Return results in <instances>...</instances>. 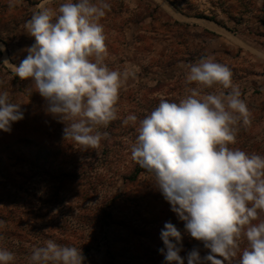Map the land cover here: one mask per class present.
Segmentation results:
<instances>
[{
	"label": "clouds",
	"instance_id": "obj_1",
	"mask_svg": "<svg viewBox=\"0 0 264 264\" xmlns=\"http://www.w3.org/2000/svg\"><path fill=\"white\" fill-rule=\"evenodd\" d=\"M17 2L9 0V6ZM108 11L107 0L41 5L24 25L34 38L23 50L27 55L18 65L3 62L15 77L31 82L46 114L64 125L63 139L85 151L110 140L102 129L120 118V92L135 77L130 68L113 69L106 62L101 20ZM183 77L187 94L179 102L161 96L142 119L135 113L122 119L136 133L128 141L132 161L152 178L185 232L208 250L202 257L193 248L182 257L183 235L167 221L159 252L166 264H185V259L187 264H264V154L231 147L252 122L240 86L230 67L211 55L183 65ZM23 119L21 105L0 91V131L11 132ZM26 259L27 264H85L86 257L81 248L47 239ZM16 260L13 251L0 246V264Z\"/></svg>",
	"mask_w": 264,
	"mask_h": 264
},
{
	"label": "rangeland",
	"instance_id": "obj_2",
	"mask_svg": "<svg viewBox=\"0 0 264 264\" xmlns=\"http://www.w3.org/2000/svg\"><path fill=\"white\" fill-rule=\"evenodd\" d=\"M63 2L64 0H18L15 6L10 7L9 0H0V38L8 42L13 64L18 65L27 55L23 50L34 43V38L28 36L24 28L25 22L31 18L33 12L39 10L41 5L56 8ZM107 2L110 4V11L101 23L107 36L109 56L106 62L110 68L120 70L126 68L121 55L126 49L125 44L131 42L133 33L127 30L128 21H157L160 24L146 25L145 30L139 33V38L143 39L144 51L150 48L157 34L165 37L170 47L167 58L162 61L150 59L145 69L135 74L134 78H129L126 87L120 92L118 104L120 118L113 121V125L117 127L113 130L107 128V131H111L112 137H119L122 141L121 146H116L122 155L121 160L116 163L119 166L118 171L128 164L130 158L128 141L134 140L136 136L133 127L122 125L124 116L135 113L142 119L158 106L161 96L170 102H179L187 94L183 65L195 63L208 55L214 56L218 62L232 70L233 80L239 84L242 98L252 114L251 126L246 131L251 130L253 135H257V140L264 141V0H107ZM171 11L178 17L182 15L181 18H186L187 21L197 19L215 21L226 32L220 41H209L210 34L200 33L189 24L176 22L179 20L169 15ZM162 21L169 22L163 25ZM229 32L233 37L247 40V45L254 51L249 50L245 53L244 49L238 47L239 42L228 35ZM148 55V52H143L142 60L146 61ZM125 56L126 62L131 66L139 64L132 54ZM172 61H175L173 65L166 68ZM155 65L163 69L160 74L153 73ZM156 80L158 85L154 83ZM4 90L10 93L13 102L21 105L24 119L14 123L11 132L0 131V196L1 190H5L8 185L13 193L23 195L24 204L21 206L26 212L15 215L16 218L13 216L8 218V223L0 227L2 237L0 246L6 238L13 239L11 243L9 242L10 245L3 247L17 252L19 258L25 260L34 247L31 235L37 234L35 238L42 241L43 232L47 227L52 225L55 228L58 223L64 221L74 222L77 211L73 209L76 204L71 202L72 193L64 194V199L68 203L67 208H62L65 213L61 211L58 200L56 201L58 180L55 179L56 170L53 169L59 164L72 165L63 157V154L69 151L79 153L81 159L87 161L90 149L85 151L80 145L64 140L62 135L64 125L46 114L45 102L35 92L31 82L15 77L10 65L0 64V91ZM240 135L241 130L237 136ZM262 147L264 149V143ZM109 150L107 162L115 146H109ZM84 167H87L85 163ZM111 167L113 165L97 161L92 169L94 176L106 173L109 178L105 179L108 181L106 190L101 192L105 194H102L103 198L118 195L124 188L121 177ZM150 180L152 178L146 175L141 177L140 182ZM14 198L11 194L9 198L4 199L13 201ZM46 201L48 202L44 203ZM18 224H24L19 236L16 235L17 227L20 226ZM60 229L51 231L54 234L53 240H56V237L63 239L64 235L58 234L62 232ZM69 229L67 227L65 230L69 232ZM18 239L22 240V249H18Z\"/></svg>",
	"mask_w": 264,
	"mask_h": 264
},
{
	"label": "trees",
	"instance_id": "obj_3",
	"mask_svg": "<svg viewBox=\"0 0 264 264\" xmlns=\"http://www.w3.org/2000/svg\"><path fill=\"white\" fill-rule=\"evenodd\" d=\"M210 35L212 36V34ZM0 42L8 47L6 40L0 38ZM163 59L155 60L162 61ZM173 62L175 61L166 65V68L172 66ZM154 67H156L154 69L163 71L157 65ZM156 84H159L158 81H155ZM109 127L113 130L117 126L113 125L112 122ZM104 131H107V129H104ZM241 131L242 135L237 136V143L231 147L263 154V139L257 140V135H253L251 130L246 131L242 128ZM119 139V137L115 138L111 135L110 140L101 142L99 149H90L87 161L82 160L81 155L76 152L71 153L69 151L63 154V157L72 165L59 164L57 168L53 169L56 170L55 179L58 180V194L55 197H57L56 201L58 200L63 212L64 209L62 208H67L68 205L64 199V194L67 192L70 194L71 192V202L76 204L73 209L77 211V215L72 223L71 221H64L58 223L55 228L52 225L47 227V230L43 232L42 241L35 238L37 234L31 235L33 246H40L44 240L53 239L54 234L51 231L61 228L62 232L57 233L59 236L64 235V237L63 239L56 237L55 241L62 245L81 248L86 257L85 264H166L164 256L159 252V249L164 247L160 239V232L164 227V223L171 221L183 235V251L180 255L186 257L189 251L198 248L200 255L205 256L208 250L201 241L191 238L185 232L184 223L177 219L176 215L170 210V205L153 188L151 185L152 180L149 182L143 181L144 183L140 182L141 177L147 174L132 161L130 155L128 164L118 171L119 166L116 163L121 160L120 157L122 156L119 153L121 150L116 148V146L122 144ZM109 146H115V150L107 162L106 159L110 155L108 153L110 152ZM97 161L106 162L110 166L113 165L111 169H115L118 176L121 177L124 188L118 195L102 197L104 193L101 192L107 188L108 181L105 179L108 177L106 173H99L95 176L92 174V169ZM84 163L87 167H84ZM45 170H48V168H45ZM1 193L0 221L7 224L8 218H12V216L16 218L15 215L26 212L24 207L21 206L22 203L24 204L23 195L13 193L8 185L5 190H1ZM11 194L15 197L14 200L12 199L13 201L4 199L9 198ZM3 212H6V214H3ZM18 225L20 226L17 227L18 232L16 235L19 236L24 224ZM67 227L70 228L69 232L65 230ZM12 240L6 238L2 241V246L10 245L9 242L11 243ZM17 241L18 249H22V240L18 239ZM245 245L246 241L243 242L241 247L243 248ZM15 254L17 257L16 264H27L26 258L25 260L21 259L17 252ZM185 264H187V259H185ZM233 264H236V262L233 261Z\"/></svg>",
	"mask_w": 264,
	"mask_h": 264
},
{
	"label": "crops",
	"instance_id": "obj_4",
	"mask_svg": "<svg viewBox=\"0 0 264 264\" xmlns=\"http://www.w3.org/2000/svg\"><path fill=\"white\" fill-rule=\"evenodd\" d=\"M169 15L171 17L174 16L176 18V20H179L176 22L189 24L190 26L195 27L198 30V32H200V33L212 34L209 41H216V40L220 41L222 39V36L226 32V30L223 29L221 27V25L215 21L199 20V19H197V21H193V20L187 21L186 18H185L186 20L181 18L182 15H180V17H178V15L172 13V11H171V14H169ZM168 22L169 21H162L163 25L168 23ZM157 23H158L157 21H128L126 24L127 30H131L133 33H131V35H132L131 42H129V43L127 42L125 44L126 49H125L123 55H121V56L124 60V64L126 65V68H130L132 71L135 72V74L140 73L145 68V66L147 65V62H150V59H152V58L163 59V58H166L167 56H169V52H170L169 42L161 34H157L155 36V38L153 39L152 45L146 51H144L142 48L143 39L139 38V33H142L145 30L146 25L147 26L149 24H151V25L154 24L157 26L160 25L159 23L158 24ZM228 35H231V37H233V35L230 32L228 33ZM233 40L239 42L238 47L244 49L245 53L249 52V50L254 51L253 48H251L249 45H247V40L238 39L236 36L233 37ZM106 44H107V40H106ZM0 45H2L4 48L3 51H0V64L3 66L9 65V64L3 63L5 59H7L11 64H13L11 54H10L11 52L9 51L7 45L3 44L2 42H0ZM204 48H205V46H204ZM204 51H205V49H204ZM143 52L149 53L146 61L142 60L143 59ZM125 54H127V55L132 54L133 57L138 60L139 64L137 66H134V65L131 66L129 63L126 62ZM153 73L160 74L161 70L154 69ZM154 83H155V81H154Z\"/></svg>",
	"mask_w": 264,
	"mask_h": 264
}]
</instances>
